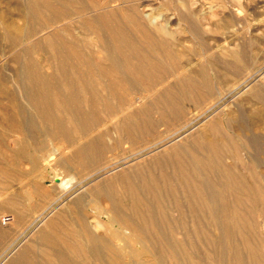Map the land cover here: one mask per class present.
<instances>
[{
	"label": "bare ground",
	"instance_id": "6f19581e",
	"mask_svg": "<svg viewBox=\"0 0 264 264\" xmlns=\"http://www.w3.org/2000/svg\"><path fill=\"white\" fill-rule=\"evenodd\" d=\"M23 2L26 9L22 15L25 18L37 17L45 13L44 10L51 14L47 15V23L39 29H24L23 26H17V23L13 26V22L5 25L6 32L11 35L13 42H25V46L17 52L11 50V53H8L9 57L12 56V60L19 64L15 74L11 77L0 75L16 87L9 100L10 109L1 107L0 116L4 119H15L13 128L26 136V141L24 140L13 153V163L26 159L32 165L29 173L40 170L39 159L48 163L47 168H51L53 162L63 168L70 161L75 164L77 162V165L83 168L98 164L104 158L106 145L103 139L104 134L108 132L105 130L94 137L91 132L104 122L101 112L114 115L124 112L115 122V126L127 137L134 136L142 125L151 124L146 99L150 96L156 98L155 86L164 83L168 73H173L178 79L179 88L173 89L170 85L164 87L159 94V102L166 105L180 104L188 102L194 95H199L198 99L209 100L204 110L206 112L218 106L224 97L220 91L214 94L215 88L205 66H201L198 71L190 69L189 73H176L180 61L174 42L165 37H153L146 26L136 20V16L128 15L129 11L128 14L123 12L122 16L117 17L113 10L105 9L106 12L99 17L84 18L80 22V27L85 29L86 35L96 32L98 26L100 28L96 33L103 58L98 61L95 52L87 51L75 37L77 35L74 36L73 24L66 28L67 34L63 35L58 30L65 18L80 12V6L77 5V10H72V2L65 0ZM125 24L133 27L137 35H141L142 41L135 38L137 35H131ZM105 29L108 34L104 35L102 32ZM160 30L162 33L166 32L163 27ZM124 48L143 52L136 61L122 59L118 52ZM235 57L241 59L237 52ZM249 74L238 86L251 80L252 75ZM138 85L143 86V90L136 92V95H139L134 100L130 94L135 93ZM2 86L4 83L0 84V87ZM252 94L259 96L255 88ZM113 98L119 99L116 104L113 103ZM132 100L141 101V105L133 107L135 102ZM171 110L180 120L186 116L184 107L173 106ZM197 113L198 111L191 113V120L182 121V127L186 128L197 122L200 115ZM161 115L163 117L165 113ZM143 116L146 118L141 119ZM209 123V132H200L195 142L187 145L176 144L167 155L156 153L147 164H140L132 169H129L132 164L129 168L123 166L116 175L92 186L89 201H86L88 195L79 194L72 200L70 208L49 219V214L54 212L53 206L75 190L74 182L77 176L67 169L53 176L52 186L53 183L57 184L61 190L58 196H53L49 188H44L40 182H34L33 190L42 199H49L46 209L25 228H30L41 218H44L43 221L47 220L46 227L39 229L37 234L36 244L41 250V258H35L31 254L34 245L32 240L21 249L19 256L8 264H54V260L59 264H81L76 256L82 254H88L101 264H162L151 250V239L155 237L150 236V231L151 227L159 222L167 228L165 224L169 221L166 216L170 213L167 208L181 212V217L187 212L193 213L196 207L200 211L203 209L209 215L210 222L218 223L224 234L235 228L244 230L249 223L248 216L254 211L252 208L257 207L258 201H264V187L260 184L259 172L261 162L253 154H247L246 166L240 164L241 170L232 168L227 159L238 161L243 156L242 149H246L244 142L238 139L237 133L230 129V124L220 115ZM41 133L58 137L61 142L67 144L64 150L68 148L69 152L65 154L64 150L56 148L60 151L49 149L46 155L36 156L29 153L27 147L32 144L30 138H35ZM85 134V141H78V136L83 137ZM248 143L253 146L251 141ZM46 148L47 146H42L43 151ZM104 169L106 167L88 173L79 179L78 184L83 186L84 181ZM0 172H5L1 166ZM14 178L18 179L20 175H14ZM231 195L236 198L234 202L229 198ZM248 201L251 203L245 208L243 203ZM184 204L190 205V210L185 209ZM248 208H251V211ZM47 209H50L49 213ZM17 213L19 217H23L20 212ZM193 217L195 219V216ZM194 219L191 223L193 228L198 224L202 225L203 222L198 220V217ZM182 221L186 224L185 218ZM19 224L17 221L15 226ZM96 228L102 229L103 232H97ZM169 228L171 226H168ZM159 237L164 254L172 252L177 256L181 244L169 237L168 233ZM255 246L256 248L253 244V247L249 248L248 258L253 264H264V252L258 248V244ZM61 247L66 253L58 255L55 259L49 251L56 252ZM231 256L230 253L229 262ZM245 258V255L241 256V259ZM184 260L186 261L185 258ZM196 263L199 262H191ZM231 264L242 263L232 259Z\"/></svg>",
	"mask_w": 264,
	"mask_h": 264
},
{
	"label": "rangeland",
	"instance_id": "374dc122",
	"mask_svg": "<svg viewBox=\"0 0 264 264\" xmlns=\"http://www.w3.org/2000/svg\"><path fill=\"white\" fill-rule=\"evenodd\" d=\"M65 1L72 2V10L73 8L77 10L76 6H80V12L65 18L60 23L58 30L63 35L67 34L66 28L73 24L72 31L75 32L74 36L77 35L75 37L81 43L78 42L84 45L87 51H94L95 58L98 61L103 58L102 47H100L101 45L97 40L98 33H96L100 28L98 26L96 32H90L86 35L85 29L80 27V22L84 18L99 17L106 12L105 9L113 10L117 17L122 16L123 12L129 13V16H136V20L141 22L142 26H146L153 37H165L174 42L177 57L180 61L179 66L176 68V73H189L190 69L198 71L201 66H205L215 88L214 94L216 95L217 91H220L224 97L218 106L206 112L204 110H206V103L209 100L198 99L199 95H194V99L191 98L187 100L188 102L166 105L164 102L158 101L160 92L167 88V85H170L173 89L179 88L178 79L173 73H168L166 74L168 80L166 79L164 83H159L155 86L156 98L150 96L146 99L149 107L148 118H150L151 124L142 125L136 130L134 136L127 137L121 132L120 128L115 126V122L121 118L124 112H119L115 115L104 111L101 112L100 115L104 122L93 129L91 136L102 134L105 130L108 132V134H104L103 142L106 147L102 161L87 168L78 166L77 162L76 164L71 161L67 162L65 168L61 165L56 166V163L53 162L52 167L47 168L48 163L43 159H39L40 170L35 173H29L32 165L26 159L20 158L19 162L13 163L14 151L27 138L20 131L13 128L14 126L12 125H14L15 119L11 120L9 117L4 119L0 116V166L5 171L4 173L0 172V264H8L13 258L18 257L21 249L32 240L34 245L32 246L31 254L35 258H41V250L36 244V241H38L37 234L39 229L46 227L47 220L43 221L44 218H41L30 228H25L46 209L49 199H42L33 190L32 184L34 182H40L44 188H49L53 196H58L61 190L57 187V184L53 183L54 187L52 186L53 176L57 172L65 171L66 169L77 176L76 183L74 182L75 190L68 193L53 206L54 212L49 214V219L62 212V210L70 208L72 200L79 194L88 195L86 201H89V193H91L92 186L99 181H104L116 175L124 167L129 168V165L132 164L129 168L132 169L137 165L147 164L157 154L167 155L176 144L187 145V143L195 142L200 132H209V122L218 115L230 124V129L237 133L238 139L244 142V148H246L242 149L241 153L243 156L238 161L228 158L227 163L232 168L241 170L240 164H244V166L247 164L246 155L253 154L261 162L259 170L260 184L262 188L264 187V114H262V111H264V0ZM23 3V0H0V75L2 77H11L19 66L18 63L12 60V56L9 57L11 53L9 51L17 52L25 46V42H13L11 35L6 32V23L12 24L13 22V26L17 23V26H23L24 29H39L47 23V15H51L50 12L44 10V7L45 13L34 18H25L23 15L26 7ZM127 11L129 12L127 13ZM121 22L123 23V21ZM125 26L130 34L132 33L133 36L137 35V31L133 27L129 24H125ZM161 27L165 28L169 34L168 32L162 33ZM102 33L104 35L108 34L107 29ZM137 36L135 38L142 41V38L140 39L141 35ZM141 52L143 51L124 48L119 50L118 55L122 59L129 58L136 61L137 57L142 54ZM236 52L241 55V59L235 57ZM248 74L249 76L252 75L251 80L238 86L248 77ZM2 77L0 76V84L4 83V86L0 87V108L10 109L9 100L13 89L16 87L11 82L2 79ZM254 88L258 90L259 96L252 94ZM232 89L233 91H231ZM141 90H143V86L138 85L135 93L130 94L131 96L133 95L132 98L134 100L139 95L138 93L136 95V92ZM118 100V98H113L112 101L116 104ZM134 100L132 102H135ZM23 101L25 102L24 98ZM153 104H156V106H153ZM140 105L141 101H136L133 107H139ZM178 105L184 107L186 111V116L181 117V120L171 110L173 106ZM195 111L200 114L197 122L183 128L182 123L187 119L191 120L193 117L191 113ZM161 113H165V115L162 117ZM145 118L144 116L141 117V119ZM9 120L14 122L11 123ZM85 136L87 134L83 137L78 136V141L82 139V142H84ZM248 141H251L253 146ZM30 142L32 144L27 147V150L36 156L40 154L46 155L49 149L60 148V150H64L67 146L58 137L45 136L43 133L35 138H30ZM44 145L47 148L43 151L42 146ZM60 150L56 149L55 151L59 152ZM68 152V148L64 150L65 154ZM105 167L106 169L84 181L83 186L78 184L79 179L81 180L88 173ZM14 175H20V178L15 179ZM219 181L221 182V178ZM229 198L233 202L236 200L235 196L232 195ZM250 203V201L244 202L243 206L246 208ZM91 204L93 205V203ZM184 206L185 209L190 210V205L184 204ZM50 209H47L48 213ZM197 210L199 215L196 214ZM248 210L251 211V208H248ZM252 210L254 211L248 216L249 223L244 230L235 228L224 234L218 223L210 222L209 215L203 209L200 211L196 207V212L191 213L192 216L189 214L190 212H187L186 215L181 217V212L167 208V211L170 212L166 216L169 221L165 224L167 228L161 226L163 225L162 222L156 223L154 227H151L150 236L157 237L156 239H151L153 243L151 250L159 257L162 264H191L192 261L199 262L196 264H231L232 259L242 264H253L248 258L249 248L253 247V244L256 248L255 245L258 244V248L264 252V201H258L257 207L252 208ZM17 212H20L23 217H19ZM5 215H12L10 223H3L2 219ZM193 216H195V219L198 217V220L203 222L202 225L198 224L196 228H193L191 224L193 222L192 219H194ZM183 218L186 219V224L182 221ZM12 221L15 223L18 221L20 224L15 226ZM168 226H171V228L168 229ZM160 228L164 231L159 230ZM96 230L99 233L103 232L99 228H96ZM163 233H168L169 237H173L181 244L177 250V256L172 252H165L164 254L158 239ZM222 239L224 240L221 241ZM8 248L9 250H7ZM49 253L57 259L58 255L66 252L61 247L59 251L50 250ZM230 253L232 254L230 257L231 263L228 259ZM242 255L247 258L241 259ZM77 258L81 264H101L91 256L89 257L88 254L77 255ZM54 262V264H59L57 260H54Z\"/></svg>",
	"mask_w": 264,
	"mask_h": 264
},
{
	"label": "built area",
	"instance_id": "2783aa9c",
	"mask_svg": "<svg viewBox=\"0 0 264 264\" xmlns=\"http://www.w3.org/2000/svg\"><path fill=\"white\" fill-rule=\"evenodd\" d=\"M11 220H12V215H5L2 219L4 224L10 223Z\"/></svg>",
	"mask_w": 264,
	"mask_h": 264
}]
</instances>
